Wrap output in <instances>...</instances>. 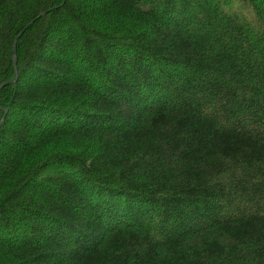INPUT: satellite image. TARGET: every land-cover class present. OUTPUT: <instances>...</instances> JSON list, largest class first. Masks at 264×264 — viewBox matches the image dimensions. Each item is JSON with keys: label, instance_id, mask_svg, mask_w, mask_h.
<instances>
[{"label": "trees", "instance_id": "16d2710c", "mask_svg": "<svg viewBox=\"0 0 264 264\" xmlns=\"http://www.w3.org/2000/svg\"><path fill=\"white\" fill-rule=\"evenodd\" d=\"M0 264H264V0H0Z\"/></svg>", "mask_w": 264, "mask_h": 264}, {"label": "water", "instance_id": "95a60500", "mask_svg": "<svg viewBox=\"0 0 264 264\" xmlns=\"http://www.w3.org/2000/svg\"><path fill=\"white\" fill-rule=\"evenodd\" d=\"M25 29L18 35L17 39L15 40L14 42V45H13V59L15 60V56H14V49L16 47V43H17V40L22 36V34L24 33ZM3 86H1L2 88Z\"/></svg>", "mask_w": 264, "mask_h": 264}, {"label": "rangeland", "instance_id": "374dc122", "mask_svg": "<svg viewBox=\"0 0 264 264\" xmlns=\"http://www.w3.org/2000/svg\"><path fill=\"white\" fill-rule=\"evenodd\" d=\"M234 6L237 7V9H241V8H242L241 5H238V4H236V5H234ZM243 13L246 14V11L243 10Z\"/></svg>", "mask_w": 264, "mask_h": 264}]
</instances>
